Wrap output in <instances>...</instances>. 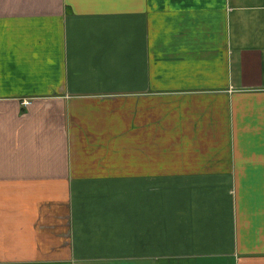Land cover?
I'll return each mask as SVG.
<instances>
[{
  "label": "crops",
  "instance_id": "obj_1",
  "mask_svg": "<svg viewBox=\"0 0 264 264\" xmlns=\"http://www.w3.org/2000/svg\"><path fill=\"white\" fill-rule=\"evenodd\" d=\"M0 264H264V0H0Z\"/></svg>",
  "mask_w": 264,
  "mask_h": 264
}]
</instances>
